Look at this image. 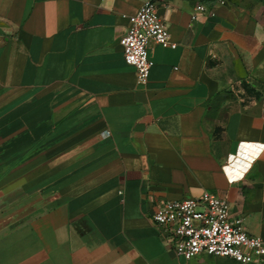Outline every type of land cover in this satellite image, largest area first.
Listing matches in <instances>:
<instances>
[{"label": "crops", "instance_id": "crops-1", "mask_svg": "<svg viewBox=\"0 0 264 264\" xmlns=\"http://www.w3.org/2000/svg\"><path fill=\"white\" fill-rule=\"evenodd\" d=\"M153 1L176 47L149 43L140 84L119 39L142 0H0V264H243L184 259L153 223L204 191L264 241L257 13Z\"/></svg>", "mask_w": 264, "mask_h": 264}, {"label": "built area", "instance_id": "built-area-1", "mask_svg": "<svg viewBox=\"0 0 264 264\" xmlns=\"http://www.w3.org/2000/svg\"><path fill=\"white\" fill-rule=\"evenodd\" d=\"M206 10L203 3L196 4L192 18ZM125 18L127 26L119 39L123 59L135 69L138 82L144 84L153 65L149 43L170 48L176 44L153 0H142L137 11ZM151 218L175 254L184 259L209 255L243 264L264 260L263 239L247 233L242 219L232 218L228 201L216 193L204 191L198 197L164 201Z\"/></svg>", "mask_w": 264, "mask_h": 264}, {"label": "rangeland", "instance_id": "rangeland-1", "mask_svg": "<svg viewBox=\"0 0 264 264\" xmlns=\"http://www.w3.org/2000/svg\"><path fill=\"white\" fill-rule=\"evenodd\" d=\"M235 4L249 5L256 11L262 30L264 31V0H227Z\"/></svg>", "mask_w": 264, "mask_h": 264}]
</instances>
